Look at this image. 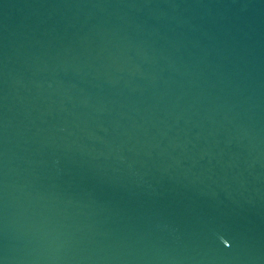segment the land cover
Instances as JSON below:
<instances>
[{"label": "water", "instance_id": "95a60500", "mask_svg": "<svg viewBox=\"0 0 264 264\" xmlns=\"http://www.w3.org/2000/svg\"><path fill=\"white\" fill-rule=\"evenodd\" d=\"M0 264H264V0H0Z\"/></svg>", "mask_w": 264, "mask_h": 264}]
</instances>
